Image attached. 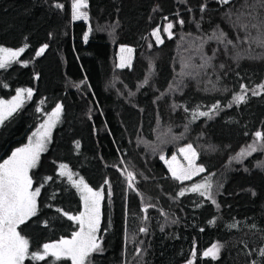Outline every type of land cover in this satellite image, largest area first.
Returning <instances> with one entry per match:
<instances>
[{
    "label": "trees",
    "instance_id": "16d2710c",
    "mask_svg": "<svg viewBox=\"0 0 264 264\" xmlns=\"http://www.w3.org/2000/svg\"><path fill=\"white\" fill-rule=\"evenodd\" d=\"M72 2L0 0V47L24 48L0 70V100L33 91L0 128V163L62 106L49 149L31 170L33 187L43 185L37 215L19 228L31 252L78 230L64 215L82 212L77 190L59 175L66 164L104 193L102 251L91 264H188L193 251L194 264H264V141L255 137L264 134V47L252 30L264 27V8L258 0H87L85 21L73 20ZM240 15L246 22H234ZM120 47L134 50L130 67H117ZM242 85L246 101L234 104ZM254 143L256 151L240 155ZM189 144L205 172L180 182L161 156ZM204 181L212 199L190 190ZM213 245L215 260L203 256Z\"/></svg>",
    "mask_w": 264,
    "mask_h": 264
},
{
    "label": "snow or ice",
    "instance_id": "6c2138e0",
    "mask_svg": "<svg viewBox=\"0 0 264 264\" xmlns=\"http://www.w3.org/2000/svg\"><path fill=\"white\" fill-rule=\"evenodd\" d=\"M221 4H228L230 0H219ZM260 6L264 8V0H258ZM87 0H73L72 2V18L73 20H87L88 15L81 9L87 8ZM57 7L62 8L63 5L57 4ZM203 10V9H202ZM264 23V22H262ZM183 24V20L180 21ZM247 28V25H244ZM253 28H257V35L253 38V42L260 47H264V31L260 30V26L253 24ZM173 24L168 23L164 31L169 38L172 37ZM152 35L156 38L157 43H163L160 38L159 30L153 31ZM85 41L88 35L83 37ZM47 45L37 51L36 55L43 54ZM24 52V48L14 51L9 48L0 47V68H6L11 62ZM121 52L131 53V48H121ZM119 67H130V57L121 56ZM264 89V84L259 86ZM248 88L241 86V94L233 97L232 103L240 104L246 101ZM25 93L28 98L33 95L32 89H19L16 95L9 101L0 100V124H3L13 112L22 106L24 103ZM256 89L252 90V95H257ZM215 105L213 110L218 108ZM62 112V106L56 105L55 110L48 117V120L41 125V129L33 133V138H29L28 143L21 148L16 149L11 153L8 159L0 163V264H25L26 260L44 261L46 258H51L49 264H58L59 261L68 260L71 264H91L89 257L92 253L102 251L101 240L98 238L101 224V201L104 199L103 190L94 191L83 178L78 181H72L73 186L80 192L83 202V211L79 215H70L64 213L67 218L74 221L78 225V230L74 231L70 239L61 238L56 243H45L42 250L34 252L29 251V240L25 238L18 229L25 224L29 219L37 215L38 198L41 195V187L43 185L33 187L34 180L30 175L32 169L36 168L41 153L46 150V145L51 138V130L59 120ZM200 116H208V112H199ZM257 141H264V134L256 132ZM76 147L79 148V142ZM264 147V145H262ZM257 150L256 144L248 146L246 151L240 153L241 156L250 155L251 152ZM180 152L184 154L188 161L187 167L176 164V157H172V162H169V170L172 177L178 181L190 179L193 175L203 172V167L195 165L196 152L192 145L189 144L185 148H181ZM161 159H164L161 156ZM60 176H68L72 180V173L68 171L66 164L60 166ZM128 187L132 188V181L135 179L131 172H128ZM47 179H51L48 177ZM107 183V182H106ZM211 184L207 181L203 184H196L190 190L198 192L201 196L212 199ZM185 194L184 191L179 193L180 196ZM108 195L111 196L109 190ZM215 203V200L212 201ZM147 211V208L144 209ZM141 232L146 229L141 228ZM220 247L213 245L203 253L204 257H211L213 260L218 258ZM264 256V250L261 251ZM196 252H192L193 260L188 264H194Z\"/></svg>",
    "mask_w": 264,
    "mask_h": 264
},
{
    "label": "rangeland",
    "instance_id": "374dc122",
    "mask_svg": "<svg viewBox=\"0 0 264 264\" xmlns=\"http://www.w3.org/2000/svg\"><path fill=\"white\" fill-rule=\"evenodd\" d=\"M234 0H230V3H228V4H222L223 6H226V5H229V4H231V2H233ZM81 11H84V9H81ZM85 12V11H84ZM228 18H230V16L228 17ZM238 22L239 24H241V22H246V19H245V17L243 16V15H240V17H237V18H234V22ZM247 28H249V27H247ZM264 29V27L263 26H261L260 27V30L262 31ZM159 30V29H158ZM252 30H256V28H253ZM159 33H160V31H159ZM167 34V33H166ZM255 35H257V33L255 32L254 33ZM168 35V34H167ZM155 38V37H154ZM160 38H161V40L163 41V34L162 33H160ZM155 40H156V38H155ZM156 42H157V40H156ZM159 45H161L162 43H158ZM121 48H130V47H120V49H119V51H118V53H117V56H116V65H117V67L119 68V69H123V68H126V67H129V66H126V67H119V65H120V63H121V56L123 55V56H125V57H130V66H131V64H132V62H133V60H134V50L132 49V52L131 53H127V52H124V53H122L121 52ZM17 50H19V49H17ZM17 50H14V51H17ZM23 55V53H21V55L17 58V60H14L13 62H11L7 67H9L10 65H12V64H14L15 62H17V61H19L20 60V58H21V56ZM6 67V68H7ZM2 69H5V68H0V70H2ZM12 99V98H11ZM11 99H8V100H5V101H9V100H11ZM29 99H31V98H28L27 97V95H26V93H25V97H24V103L22 104V106L20 107V108H18L15 112H13L10 116H8L7 117V119H5L4 120V122H3V124L10 118V117H12L17 111H19L28 101H29ZM55 110V109H54ZM54 110H52L51 112H49V113H47L45 116H44V118L42 119V121L37 125V127L34 129V132L33 133H35V132H37L38 130H40L41 129V125L42 124H44L47 120H48V117L51 115V113L54 111ZM60 118H61V114H60V117H59V120L57 121V123L55 124V127H53L52 128V130H51V138H50V140L48 141V143H47V145H46V150L43 152V153H41V156L49 149V146H50V143H51V140H52V137H53V133H54V131L56 130V128L59 126V122H60ZM3 124H0V128L2 127V125ZM33 133H32V135L30 136V138H33L34 139V137H33ZM29 141V140H28ZM261 145V143H258L257 144V147H259ZM24 147V146H23ZM185 147H187V145L186 146H184V147H182V148H185ZM193 147V146H192ZM181 149V148H180ZM180 149L178 150V152H177V154H175L174 156L176 157V164H179V165H183L184 167H187V165H188V161L185 159V156H184V154H182L181 152H180ZM193 149L195 150V152H196V154H197V151H196V149L193 147ZM41 156H40V158H41ZM164 157V159H162L163 160V162L165 163V165L169 168V162H172V157L171 158H167V156L165 157V156H163ZM197 159H198V154L196 155V158H195V165L197 166V167H202V166H200V165H198L197 164ZM204 168V167H203ZM68 171H70L71 173H72V180L70 181L69 179H68V176L67 175H65V176H62V177H64V178H66L72 185H73V183H72V181H78L80 178H82L78 173H76L75 171H73L72 169H70L69 167H68ZM59 172H60V167H59ZM171 172V171H170ZM205 172V170L203 171V172H200V173H198V174H195V175H193L190 179H188V180H184V181H180V182H185V181H189V180H191V179H194V177H196V176H198V175H200V174H202V173H204ZM30 175H31V172H30ZM172 175V174H171ZM85 181V180H84ZM206 181H204V182H201V183H198V184H203V183H205ZM86 183V182H85ZM209 183V182H208ZM196 184H194L192 187H194ZM74 187V186H73ZM90 187V186H89ZM191 187V188H192ZM75 188V187H74ZM76 189V188H75ZM77 190V189H76ZM94 190V189H93ZM94 191H98V190H94ZM77 192H78V194H79V197H80V199H81V194H80V192L77 190ZM198 193V192H197ZM81 202H82V200H81ZM102 202V201H101ZM82 211H83V202H82ZM18 231H19V229H18ZM98 238H99V233H98ZM68 239H70V238H68ZM29 251L31 252V250H30V246H29ZM220 252V251H219Z\"/></svg>",
    "mask_w": 264,
    "mask_h": 264
}]
</instances>
